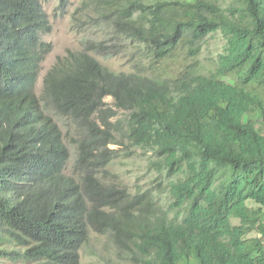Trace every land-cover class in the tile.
Segmentation results:
<instances>
[{"label":"trees","instance_id":"trees-1","mask_svg":"<svg viewBox=\"0 0 264 264\" xmlns=\"http://www.w3.org/2000/svg\"><path fill=\"white\" fill-rule=\"evenodd\" d=\"M71 16L109 33L58 56L38 94L44 0H0V261L83 264L94 231L112 242L90 250L101 264H264V221H233L264 206V0H82ZM124 55L133 72L98 57ZM138 149L169 176L157 187L108 179Z\"/></svg>","mask_w":264,"mask_h":264},{"label":"rangeland","instance_id":"rangeland-1","mask_svg":"<svg viewBox=\"0 0 264 264\" xmlns=\"http://www.w3.org/2000/svg\"><path fill=\"white\" fill-rule=\"evenodd\" d=\"M82 0H71L70 11L66 15H62L60 0H44V8L50 16L52 31L48 34H43V40L52 42L53 50L49 53L46 59L42 62L41 77L37 86V92L40 94L44 88V76L48 70L55 64L58 56H64L67 54L68 49L78 50L82 49L84 42L89 38L99 39L107 36L109 30L105 29L103 33L99 28L92 30L77 29L73 26L72 12L81 5ZM58 8V9H57ZM227 43V37L222 31L215 32L206 37L202 53L200 54V60L202 63L208 66H214L218 55L224 50ZM100 61L107 65L112 71L115 72H133L130 56H118L111 58H103L98 56ZM173 69L175 63H171ZM106 101L109 104L114 102L112 96H108ZM128 113L124 110L119 111V115L114 118H126ZM58 119V118H56ZM60 124L65 127L63 120H59ZM72 151V157L69 162V168L67 173L72 174L74 164L77 156L76 146L71 142L70 138H66ZM112 148H116V145H111ZM108 179L116 181L122 186L127 185L132 191H136L139 188L146 189L155 187L161 178L169 177L165 173H159L154 169L148 168V158L141 149L134 151L130 155L125 153L117 157L113 163L108 167ZM171 178V177H170ZM157 187V186H156ZM235 224H243L250 222H263L264 221V206L254 201H250L248 205L242 209V214L235 218ZM252 235H257L254 232ZM93 241L87 247V251L84 255L83 264H101L98 257H94L90 250L95 252H102L105 249V245H111L112 242L106 238V236H98L92 231ZM5 264V263H3ZM10 264V263H8Z\"/></svg>","mask_w":264,"mask_h":264},{"label":"clouds","instance_id":"clouds-1","mask_svg":"<svg viewBox=\"0 0 264 264\" xmlns=\"http://www.w3.org/2000/svg\"><path fill=\"white\" fill-rule=\"evenodd\" d=\"M48 14V13H47ZM48 16H49V14H48ZM49 19H50V16H49ZM50 23H51V20H50ZM51 26H52V24H51ZM52 30V29H51ZM42 34H41V36L43 35V34H46V32H41ZM47 42H49V41H47ZM52 43V42H51ZM2 264L3 263H5V261L3 260V261H0ZM5 264H8V263H5ZM10 264H15V263H10Z\"/></svg>","mask_w":264,"mask_h":264},{"label":"water","instance_id":"water-1","mask_svg":"<svg viewBox=\"0 0 264 264\" xmlns=\"http://www.w3.org/2000/svg\"><path fill=\"white\" fill-rule=\"evenodd\" d=\"M51 31H52V30H51ZM51 31H50V32H51ZM50 32H47L46 34H48V33H50ZM41 38H42V36H41ZM42 39H43V38H42ZM44 41H46V40H44Z\"/></svg>","mask_w":264,"mask_h":264}]
</instances>
